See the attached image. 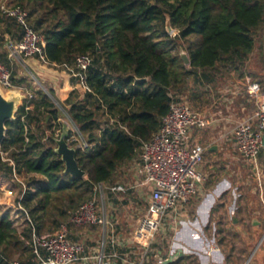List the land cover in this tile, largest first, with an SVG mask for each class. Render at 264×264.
Instances as JSON below:
<instances>
[{"label": "trees", "instance_id": "trees-1", "mask_svg": "<svg viewBox=\"0 0 264 264\" xmlns=\"http://www.w3.org/2000/svg\"><path fill=\"white\" fill-rule=\"evenodd\" d=\"M3 0H0V5ZM28 13V26L45 38L44 60L61 66L71 88L62 100L54 88L16 81L7 44L25 27L0 9V61L12 71L14 88L27 99L8 134L0 175L19 183L26 212L17 224L0 217V264H40L33 238L54 235L70 212L93 198L95 187L124 181L120 171L140 157L174 102L187 101L189 81L215 86L247 67L257 49L264 62V0H8ZM173 29L170 33L168 27ZM175 50L188 53L187 66ZM92 59L86 71L77 60ZM41 59V58H39ZM188 102V101H187ZM76 127H68L67 120ZM65 130L85 172L74 177L56 152ZM74 136L78 140L70 141ZM264 156V149L260 157ZM107 192L106 206L121 205ZM71 227L72 230L76 227ZM90 243V242H89Z\"/></svg>", "mask_w": 264, "mask_h": 264}, {"label": "built area", "instance_id": "built-area-1", "mask_svg": "<svg viewBox=\"0 0 264 264\" xmlns=\"http://www.w3.org/2000/svg\"><path fill=\"white\" fill-rule=\"evenodd\" d=\"M0 9L3 16L15 18L25 27L19 42L7 44L10 59L18 64L29 58L44 60L45 38L28 26V13L21 8L11 7L8 0L1 2ZM91 62L89 56H82L77 60V66L86 71ZM0 86L5 91L14 88L12 71L1 61ZM247 87L258 104L252 117L236 126L234 139L238 152L248 162L257 165L264 149V90L259 83L250 79L247 80ZM207 126L208 121L187 101L172 103L160 130L143 145L139 159L133 162L134 183L96 186L93 198L70 212L68 223L62 225L54 235L42 237L34 234L33 252L40 264H77L85 259L86 246L71 241L70 226H101L105 230L113 228L106 208L107 192L121 194L146 190V210L138 220L133 238L145 245L147 251L155 243L161 229L170 226L175 230L180 224L181 209L191 204L206 181L200 171L205 148L192 143L191 133L193 129ZM17 210L26 212L20 202ZM26 216L30 220L27 212ZM213 251L220 249L215 245ZM169 263V258H159V264Z\"/></svg>", "mask_w": 264, "mask_h": 264}, {"label": "crops", "instance_id": "crops-1", "mask_svg": "<svg viewBox=\"0 0 264 264\" xmlns=\"http://www.w3.org/2000/svg\"><path fill=\"white\" fill-rule=\"evenodd\" d=\"M45 64L48 63L45 62ZM64 75L63 79H66L68 75L66 73ZM47 81L43 79V82ZM47 86L54 88L59 98L63 100L69 94L71 83L68 76L66 82L64 80L59 88L54 87L52 82H47L45 87ZM192 104L191 106L208 121V126L203 132L193 129L191 133L193 144L201 145L202 140L209 143L205 151L210 160L206 158L207 166L202 167L201 165L200 167L201 173L207 174L205 169L209 167V162L213 161L216 154L226 150L227 143H232L236 147L234 129L239 123L252 117L258 102L249 93L246 82L242 87L233 91L227 90L225 95L217 99L207 100L196 94ZM214 143L217 144L213 145ZM218 177L215 171L211 172L210 179L202 185L191 204L181 209L180 224L177 228L174 230L169 226L167 228L169 233L162 232L164 236L161 234L157 237L149 251L145 245L133 238L138 219L146 210V190L138 189L119 194L120 204L129 202L133 214L123 210L120 212L121 209L118 211L122 204L109 205L107 213L113 228L105 230L101 226H94L92 227L94 233L91 232V227L74 228L71 238L74 241L88 243L85 259L77 264H140L142 260H144L143 264H159L160 257L169 258V264H240L234 261L232 255L230 256L227 246L226 251L223 249L213 251V246L218 244L213 234L223 231L221 226L226 222V214L223 211L226 204L225 193L223 186L219 184L221 177ZM226 177L229 180L230 174ZM129 178V181L124 180L121 183L135 182L134 169ZM251 208L253 209L250 215L251 226H245L235 218L232 226L227 225L226 227L239 234L240 241L237 243L244 245L245 251L251 253L247 264H264V249L257 251L261 247V241L258 243L256 241L259 233L264 232V199L255 198ZM4 212L0 210V217ZM7 212L11 213V211ZM112 233H114L113 236ZM114 254L117 256L114 257Z\"/></svg>", "mask_w": 264, "mask_h": 264}, {"label": "rangeland", "instance_id": "rangeland-1", "mask_svg": "<svg viewBox=\"0 0 264 264\" xmlns=\"http://www.w3.org/2000/svg\"><path fill=\"white\" fill-rule=\"evenodd\" d=\"M182 50H175L174 54H180ZM20 65H16L14 67V71L16 72L15 78L16 81L26 80L27 82L22 85V88H26L28 85H32L35 88L45 89V85L47 82H52L54 87H61L63 81L68 79H63L65 77L64 73L68 72L64 70L61 66L48 65L45 64V61L39 58H29L19 63ZM249 69L252 70V73L255 77H245L242 78V73H237L232 71L230 74L221 78V81L218 82L215 86H196L193 81H189L188 86V95L187 101L190 105L193 106V101L195 99V95L203 96L207 100H212V98H219L225 95L227 90H234L239 87H242L243 84L250 79L252 82L259 83L261 88L264 90V62L262 61V54L259 49L255 51L252 55L247 67H245L242 71L247 72ZM44 70V71H43ZM46 72V73H45ZM67 74V73H66ZM47 77V78H46ZM47 79L48 81L45 83L43 79ZM5 91V90H4ZM6 92V91H5ZM193 99V100H192ZM208 102V101H207ZM67 126L73 127V130L76 131V127L67 120H65ZM203 132L204 129H198ZM78 140L77 136H74L70 141ZM201 145L204 148H208V144L206 140L200 141ZM214 143L213 145H216ZM225 146L226 144H221ZM228 147L223 153L216 154L213 161L209 162L210 165L205 169L207 174L203 173L206 181L210 179L211 172L216 173L220 178L219 184L223 186V190L225 193V206L223 208L224 213L226 214V222L221 226V231L215 235L218 244H215L219 247V249H223L226 251V248L229 247L230 256L234 257V261L240 264H247L250 256V252L245 251L244 245H239L237 242L240 241L239 234H236L226 226H232V222L235 218H237L243 225L251 226V212L252 205L255 198L259 197V200L264 199V156L259 157L258 165L251 164L248 162L237 150V147H234L232 143H227ZM220 146V145H219ZM73 147V146H71ZM75 148V147H73ZM5 157L4 154L0 152V157ZM207 152H204L202 167L207 166ZM210 160V159H209ZM201 167V166H200ZM134 165L133 163L128 164V167L123 168L119 177L125 182L129 181L131 175L133 174ZM217 170V172H216ZM230 174V181L226 178L228 174ZM227 174V175H226ZM210 176V177H209ZM17 180L14 182L11 179L4 178L0 175V210L11 211L12 218L19 225L25 222V218L22 213L19 215L20 211L17 210L18 203L20 199L24 196L20 184H24V177H16ZM217 179V178H216ZM215 180V179H214ZM120 212L126 211L132 213V208L129 202H123L121 206ZM235 211V213H234ZM115 213V212H113ZM118 213V212H117ZM135 218V215H134ZM139 220V219H138ZM246 220V222H244ZM223 222V221H221ZM91 227V232L94 233L92 227L94 226H86ZM88 229V228H87ZM167 231V232H166ZM169 233L166 227L161 229L156 238L161 234L163 235ZM246 234V233H245ZM164 236V235H163ZM156 240V239H155ZM258 241H261V247L257 250L264 249V232L259 233L257 238ZM86 247H88V243H84ZM227 246V247H226ZM239 246V247H237Z\"/></svg>", "mask_w": 264, "mask_h": 264}, {"label": "water", "instance_id": "water-1", "mask_svg": "<svg viewBox=\"0 0 264 264\" xmlns=\"http://www.w3.org/2000/svg\"><path fill=\"white\" fill-rule=\"evenodd\" d=\"M168 30L170 33H173V29L170 26L168 27ZM181 58L184 60L185 65L188 66L190 64V59L186 51H181ZM26 99L27 95L24 94L22 89L13 88L5 92L0 86V152L3 143L7 138V124L16 120V114ZM67 133L68 130H65L57 141L56 152L65 162L67 172L71 173L74 177H84L86 174L79 167L76 160V149L71 147L66 140Z\"/></svg>", "mask_w": 264, "mask_h": 264}]
</instances>
